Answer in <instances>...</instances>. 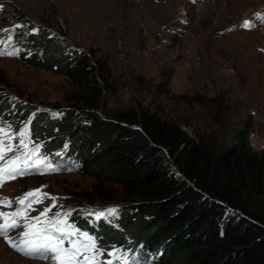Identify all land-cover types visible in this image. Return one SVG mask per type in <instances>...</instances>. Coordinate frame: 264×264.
<instances>
[{
	"label": "rangeland",
	"instance_id": "obj_1",
	"mask_svg": "<svg viewBox=\"0 0 264 264\" xmlns=\"http://www.w3.org/2000/svg\"><path fill=\"white\" fill-rule=\"evenodd\" d=\"M261 17L264 0H0V49L19 48L27 57L24 37L43 32L60 43L65 54L77 51L89 57L105 88V113L137 103L152 105L164 117L187 123L190 132L215 130L221 137L247 121L251 125L248 141L259 151L264 146ZM246 21L252 27H243ZM161 84L167 85L168 93L159 92ZM82 91L77 78L55 74L27 58L0 55V98L10 107L0 114V128L12 135L11 140L3 137L5 146L19 148L21 137L15 134L21 130L27 149L40 146L30 134L32 115L48 111L59 117ZM30 104L34 110L28 112ZM16 148L6 152L5 160L18 154ZM109 185L101 187L104 200L96 193L100 185L92 175L76 171L39 175L34 170L0 186V212L12 213L21 207L18 199L40 189L24 206L18 222L32 223V217L55 204L46 218L70 213L66 223L75 225L77 233L71 237L75 240L79 232L90 235L77 223L81 218L95 228V213L111 207L118 213L121 203L111 193L119 187ZM25 230L14 228L7 237H0V264H54L50 259L25 256L7 242L23 238L20 234ZM62 246L71 244L65 240ZM95 247L104 253L96 257V264L123 263V248L104 247L97 241ZM110 252L115 254L109 256ZM90 255L82 251L79 258Z\"/></svg>",
	"mask_w": 264,
	"mask_h": 264
},
{
	"label": "trees",
	"instance_id": "obj_2",
	"mask_svg": "<svg viewBox=\"0 0 264 264\" xmlns=\"http://www.w3.org/2000/svg\"><path fill=\"white\" fill-rule=\"evenodd\" d=\"M24 39L27 57L19 48L15 56L77 78L83 90L59 117L32 115L30 134L41 146L34 158L57 169L37 173L92 175L100 199L103 185L119 187L111 193L121 203L115 216L95 228L77 221L100 245L134 251L146 264H264V146L251 147L250 122L221 137L190 132L152 105L105 113V88L87 55L65 54L43 32ZM7 108L0 98V114Z\"/></svg>",
	"mask_w": 264,
	"mask_h": 264
},
{
	"label": "snow or ice",
	"instance_id": "obj_3",
	"mask_svg": "<svg viewBox=\"0 0 264 264\" xmlns=\"http://www.w3.org/2000/svg\"><path fill=\"white\" fill-rule=\"evenodd\" d=\"M264 19V17H261ZM243 27H252L247 21L243 23ZM16 28L23 27L21 25L15 26ZM11 31L13 30H5ZM16 52H8L0 49V55H15ZM11 127L10 125L8 126ZM15 135L21 137L19 148L25 149V151H19L14 145L5 146L3 137L12 139V135H9L4 128H0V186H2L6 180L16 179L29 174L32 171H41L46 169L48 171H56L50 163H46L45 157H37L33 159V153L38 151L39 145L35 149H27V145L23 139L25 132L21 130ZM14 148L18 154L11 156L10 159L5 160L6 152H13ZM22 164V166H20ZM40 189L33 190L25 194L24 198L18 199L17 203L21 205L12 213L0 212V217L5 218V222L0 224V235L7 236V232L10 229L24 227L26 230L21 233L22 237L34 236L35 239L21 240L19 244L13 243L11 239H8V243L17 250L23 252L26 255H39L41 258L50 259L54 264H96V257L103 255V251L95 247L96 239L87 233L79 232L76 235V239L71 237L74 233H77L75 225L67 224L66 220L70 216L68 212H57L51 218H46V214L51 211L55 204L45 207L36 217H32V223L18 222L24 214V206L30 204L37 194L40 193ZM11 203V201H6ZM117 209L115 207L108 208L106 211L95 213V218L101 220L106 216H115ZM11 217V221L8 220ZM39 225V226H37ZM67 240L71 247H63L64 241ZM90 252V256L80 257L81 252ZM114 252L108 253L109 256L114 255ZM100 264H112L111 260L106 262H100Z\"/></svg>",
	"mask_w": 264,
	"mask_h": 264
}]
</instances>
